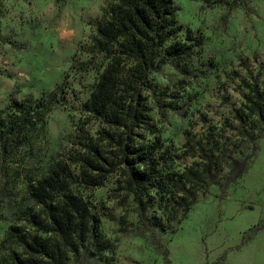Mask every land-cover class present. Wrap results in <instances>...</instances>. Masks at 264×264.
Wrapping results in <instances>:
<instances>
[{"label": "rangeland", "instance_id": "rangeland-1", "mask_svg": "<svg viewBox=\"0 0 264 264\" xmlns=\"http://www.w3.org/2000/svg\"><path fill=\"white\" fill-rule=\"evenodd\" d=\"M115 2L0 0V111L45 92L57 91L58 101L35 151L13 159L23 174L12 206H0V264H6L1 245L10 227L18 225L15 213L27 182L39 179L56 160L70 163L77 190L100 220L109 248L98 264H165L149 240L122 232L123 219L137 224L138 204L126 188L117 146L103 137L109 128L84 107L105 66L92 40ZM174 7L179 32L170 42L194 46L190 72L184 75L169 63L150 75L152 88L143 92L142 102L147 120L136 130L138 140L158 142L162 166L180 172L201 161L204 145L236 144L241 152L256 149L257 154L225 195L210 187L185 220L170 223L163 237L168 264H264V136L251 142L239 136L242 127L257 136L264 124L253 115L245 123L237 118L243 111L247 115L255 89L264 97V0H174ZM89 142L102 151L100 164L107 159L112 166L87 169L85 181L81 158ZM155 193L148 207L165 220Z\"/></svg>", "mask_w": 264, "mask_h": 264}, {"label": "trees", "instance_id": "trees-1", "mask_svg": "<svg viewBox=\"0 0 264 264\" xmlns=\"http://www.w3.org/2000/svg\"><path fill=\"white\" fill-rule=\"evenodd\" d=\"M174 0H116L100 19L94 36L93 52L102 56L105 66L90 98L84 104L87 112L109 128L104 139L118 148V158L125 167L127 190L138 204L135 226L125 219L121 230L135 233L151 242L169 263L163 237L170 223L180 224L191 207L217 186L223 195L250 170L256 149L239 151L238 145L199 147L200 162L183 172L168 170L162 164L158 142L138 140L137 129L147 120L142 103L143 92L152 88L150 75L160 73L169 63L182 74L190 72L193 45L170 42L179 32ZM248 98L250 106L237 115L247 122L251 115L264 124V97L258 89ZM58 103L57 91L45 92L39 99L12 101L0 111V206H12L23 172L13 167V159L22 153H33L45 137L46 117ZM239 136L251 142L263 137L244 127ZM189 146V143H187ZM103 159L100 148L92 142L85 145L81 160L86 181L87 169L103 171L112 164ZM224 172L222 178L218 177ZM79 180L70 163L52 161L37 180L27 182L16 218L1 248L6 264H98L105 261L108 240L100 230V220L92 212L84 195L77 190ZM160 196L166 219L150 211L152 192ZM1 209V207H0ZM133 226V229L129 228Z\"/></svg>", "mask_w": 264, "mask_h": 264}]
</instances>
